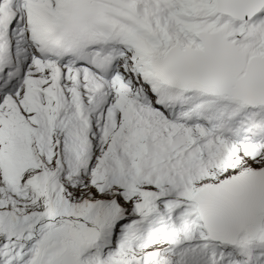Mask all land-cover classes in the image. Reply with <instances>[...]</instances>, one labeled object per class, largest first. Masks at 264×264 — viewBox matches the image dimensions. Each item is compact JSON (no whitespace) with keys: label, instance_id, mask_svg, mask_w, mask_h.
<instances>
[{"label":"snow or ice","instance_id":"1","mask_svg":"<svg viewBox=\"0 0 264 264\" xmlns=\"http://www.w3.org/2000/svg\"><path fill=\"white\" fill-rule=\"evenodd\" d=\"M0 264H264V0H0Z\"/></svg>","mask_w":264,"mask_h":264}]
</instances>
